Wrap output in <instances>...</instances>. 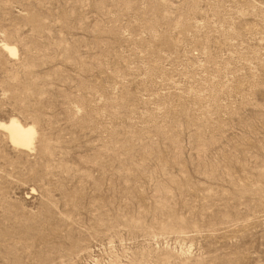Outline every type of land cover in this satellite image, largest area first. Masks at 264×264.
<instances>
[{
	"label": "rangeland",
	"instance_id": "374dc122",
	"mask_svg": "<svg viewBox=\"0 0 264 264\" xmlns=\"http://www.w3.org/2000/svg\"><path fill=\"white\" fill-rule=\"evenodd\" d=\"M12 118L0 264H264V0H0Z\"/></svg>",
	"mask_w": 264,
	"mask_h": 264
},
{
	"label": "bare ground",
	"instance_id": "6f19581e",
	"mask_svg": "<svg viewBox=\"0 0 264 264\" xmlns=\"http://www.w3.org/2000/svg\"><path fill=\"white\" fill-rule=\"evenodd\" d=\"M2 47L9 52L10 55H16V47L4 43ZM0 127L7 131L10 141L18 146L31 147L32 141L35 139V129L32 125H23L18 120L12 118L7 123H0ZM30 149V148H29Z\"/></svg>",
	"mask_w": 264,
	"mask_h": 264
}]
</instances>
